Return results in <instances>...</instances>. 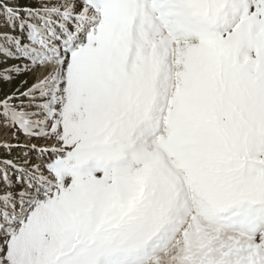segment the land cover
<instances>
[{"label":"snow or ice","instance_id":"obj_1","mask_svg":"<svg viewBox=\"0 0 264 264\" xmlns=\"http://www.w3.org/2000/svg\"><path fill=\"white\" fill-rule=\"evenodd\" d=\"M0 122V264H264V0H0Z\"/></svg>","mask_w":264,"mask_h":264},{"label":"rangeland","instance_id":"obj_2","mask_svg":"<svg viewBox=\"0 0 264 264\" xmlns=\"http://www.w3.org/2000/svg\"><path fill=\"white\" fill-rule=\"evenodd\" d=\"M19 3L21 5H25L27 4V0H19ZM8 63L12 64L15 62L10 60ZM34 79H35V74L33 73H21L20 75L15 76V78L10 83L3 84L2 86L3 92L5 94H8L14 91L16 88H19L21 91H23L25 88L31 85ZM23 81H28V83L24 84ZM0 127L5 128L6 126H4L2 122H0ZM33 143L42 145L45 142L43 140L30 139L23 132L17 131V144L15 146L16 148L10 149L5 147H0V161L11 160L17 166L16 168H11V167L7 168L12 184L11 190L13 192H17L23 187V185H21L18 182V178L21 175L18 169L26 168L33 164L41 163V160L36 151L30 149H24L25 148L24 145H29V144L31 145ZM25 161H28V163L26 164ZM5 167H6L5 164L0 163V169H3Z\"/></svg>","mask_w":264,"mask_h":264},{"label":"bare ground","instance_id":"obj_3","mask_svg":"<svg viewBox=\"0 0 264 264\" xmlns=\"http://www.w3.org/2000/svg\"><path fill=\"white\" fill-rule=\"evenodd\" d=\"M0 144L9 145L8 147H5V148H10V149L16 148L15 146L17 144V131L14 132L11 127H5V128L0 127ZM24 149H29V148L25 147Z\"/></svg>","mask_w":264,"mask_h":264}]
</instances>
